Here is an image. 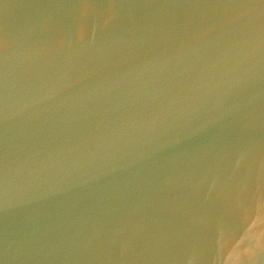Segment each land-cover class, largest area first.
<instances>
[{
	"label": "water",
	"instance_id": "95a60500",
	"mask_svg": "<svg viewBox=\"0 0 264 264\" xmlns=\"http://www.w3.org/2000/svg\"><path fill=\"white\" fill-rule=\"evenodd\" d=\"M0 264H264V0H0Z\"/></svg>",
	"mask_w": 264,
	"mask_h": 264
}]
</instances>
